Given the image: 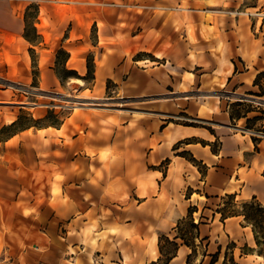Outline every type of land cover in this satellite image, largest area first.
Wrapping results in <instances>:
<instances>
[{
    "label": "crops",
    "instance_id": "obj_1",
    "mask_svg": "<svg viewBox=\"0 0 264 264\" xmlns=\"http://www.w3.org/2000/svg\"><path fill=\"white\" fill-rule=\"evenodd\" d=\"M86 1L61 10L77 17V30L87 27ZM94 1L91 90L105 91L111 81L131 108L120 116L122 130L93 117L91 125L76 120L80 133L69 124L72 114L53 128L52 142L70 158L37 166L25 181L28 197L21 167L13 166L12 185L0 175V264H159L161 235L179 244L168 264H210L220 250L218 264L227 240L256 246L241 216L222 221L216 209L194 212L195 222L204 217L199 237L209 241L199 247L196 239L194 253L175 227L191 206L226 194L264 205V132H257L264 119L247 129L259 111L229 117L237 101L264 108V0ZM242 264L264 261L252 252Z\"/></svg>",
    "mask_w": 264,
    "mask_h": 264
},
{
    "label": "rangeland",
    "instance_id": "obj_2",
    "mask_svg": "<svg viewBox=\"0 0 264 264\" xmlns=\"http://www.w3.org/2000/svg\"><path fill=\"white\" fill-rule=\"evenodd\" d=\"M69 3L70 0H0V175H5L7 186L12 185L18 174L13 166L21 167L23 198L28 197L30 175L34 174L32 171L37 166H54L68 162L70 158L65 156L61 142H52L49 133L54 132L53 128H58L72 114L69 124L80 133L83 127L78 121L91 125L93 117L110 121L122 130L120 116L127 115L126 110L131 108L111 81L105 82V91L97 88L91 90L92 81L87 72H81V62L85 60L87 65L89 60L92 63V51H96L91 47L97 36V29L91 23L95 16V1L87 0V5L83 6L85 10L81 14L87 20V27H79V32L73 24L77 17L68 11L65 15L61 12L69 9ZM25 20L29 37L35 38L33 23L39 35L40 43L35 46L23 37ZM39 22L41 24L37 26L35 23ZM77 35L78 41L75 40ZM60 48L72 53L68 63L57 60ZM150 63L146 62L149 66L157 65L156 61ZM64 68L75 71L80 79L67 74ZM16 121L17 125L10 126ZM180 121L192 122L183 118ZM31 124L34 126L28 127ZM51 124L54 126H49ZM57 134L68 140L63 131ZM184 156L190 159L187 154ZM162 164L166 165L167 162ZM52 174L55 180L61 179L60 171ZM235 201L238 204L242 202ZM228 202L223 198L212 201L210 205L206 203L194 207L197 214L206 216L210 215L208 209L224 208ZM24 213L28 214V211ZM188 231L187 224H183L180 232L187 234L188 238L191 237ZM231 243L235 247H231ZM163 247L165 250L172 249L167 243H163ZM256 249V246L249 247L244 241L235 243L227 240L218 264L223 263L225 253H233L235 264H242L243 256L250 254V250L256 252ZM248 259L253 260L254 257Z\"/></svg>",
    "mask_w": 264,
    "mask_h": 264
},
{
    "label": "trees",
    "instance_id": "obj_3",
    "mask_svg": "<svg viewBox=\"0 0 264 264\" xmlns=\"http://www.w3.org/2000/svg\"><path fill=\"white\" fill-rule=\"evenodd\" d=\"M32 30L34 32L35 38L32 39L28 35V23L25 20V28H24V39L30 44V45H37L39 42V35H37L36 29L34 27V23L32 24ZM31 50V49H30ZM57 60H63L64 63L67 62L69 58V54L62 48H60L57 51ZM87 76L89 79L92 81L94 79V65L93 61L90 63L89 60H87ZM64 71L69 74V75H74L76 78H80L75 71L72 70H67L64 68ZM252 111H259L260 115L254 116L253 118L247 119L246 120V128L251 129L252 126L259 120L264 119V108L256 109L253 107L252 104L246 103V102H234L230 105L229 109V117L230 120L233 121L235 119H239L242 117H246L247 113L252 112ZM33 123H38V121L31 120ZM18 124V121L12 123L10 126H15ZM34 126L33 124L29 125ZM49 126H54V124H51ZM257 132H264V129L262 127L257 129ZM252 141L255 145V148H257V138L252 137ZM217 146V145H216ZM216 146L212 147L213 152L217 151ZM188 155L190 157L189 160L191 163H193L195 166L198 167L199 171L204 174L205 173V168L200 167L201 165L188 153V152H182L181 155L185 158L184 155ZM167 162V161H166ZM203 169V170H201ZM264 176V172H263ZM226 198L229 200L228 204L224 206V208H217L216 212L221 215V220L224 221L226 218L233 217V216H241L242 217V224L244 226H248L251 228L252 234H253V239L256 245V253L263 258L264 261V205H262L255 196H252L249 200L243 201L240 204H238L235 201V196L234 195H224L220 199ZM240 205V206H238ZM233 208V209H229ZM236 208V209H235ZM197 211V208L194 206H191L188 209V214L185 218L180 220L176 227H175V233L176 239H179L181 241V244H184L186 246H189L192 248L193 253L195 252V240L198 239V246L199 247H207L209 241L207 237L200 238L199 237V226L204 223L202 219H204L203 216L200 217L198 222H195L193 219V214L194 212ZM183 224H187V227L189 229L188 234H190L191 237L187 238V234L181 233L180 228ZM163 243H167L168 245L172 246L171 250H165L163 247ZM231 247H235L234 243H231ZM158 246H159V252L161 254V258L159 259V264H168L169 261L176 255L177 249H178V242L170 240L168 236L166 235H161L159 237L158 241ZM229 250V248H228ZM251 253L253 250H250ZM220 254V250L211 256L210 264H215L218 261V256ZM190 259V258H189ZM188 263V262H187ZM155 264V263H152ZM222 264H235V260L233 257V253L227 254L225 253L224 255V261Z\"/></svg>",
    "mask_w": 264,
    "mask_h": 264
}]
</instances>
